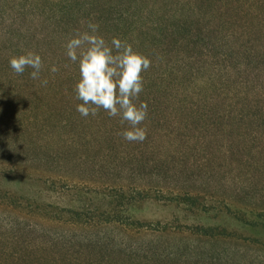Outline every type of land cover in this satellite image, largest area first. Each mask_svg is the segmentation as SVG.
<instances>
[{
    "label": "rangeland",
    "instance_id": "rangeland-1",
    "mask_svg": "<svg viewBox=\"0 0 264 264\" xmlns=\"http://www.w3.org/2000/svg\"><path fill=\"white\" fill-rule=\"evenodd\" d=\"M89 22L151 61L143 142L76 111ZM0 264H264V0H0Z\"/></svg>",
    "mask_w": 264,
    "mask_h": 264
},
{
    "label": "clouds",
    "instance_id": "clouds-1",
    "mask_svg": "<svg viewBox=\"0 0 264 264\" xmlns=\"http://www.w3.org/2000/svg\"><path fill=\"white\" fill-rule=\"evenodd\" d=\"M98 25L89 22L87 30L77 32L65 44V55L76 63L79 79L74 86L76 111L82 117L95 116L103 109L110 117L119 116L129 127L121 135L129 142H143L146 130L141 126L147 117L148 106L134 101L143 91V72L151 61L136 52L130 44L113 37L110 44L98 34ZM41 56L32 51L14 55L9 59V67L18 75L26 68L32 79L39 78L42 68ZM51 72H56L53 65ZM47 84V80L42 81Z\"/></svg>",
    "mask_w": 264,
    "mask_h": 264
},
{
    "label": "trees",
    "instance_id": "trees-1",
    "mask_svg": "<svg viewBox=\"0 0 264 264\" xmlns=\"http://www.w3.org/2000/svg\"><path fill=\"white\" fill-rule=\"evenodd\" d=\"M253 113V112H252ZM234 116L236 115L240 120H242V118H246V117H249V116H247V115H245V114H241L240 112H236V113H234L233 114ZM229 116V115H228ZM237 117H235V118H237ZM252 118V117H251ZM206 234V233H205Z\"/></svg>",
    "mask_w": 264,
    "mask_h": 264
}]
</instances>
